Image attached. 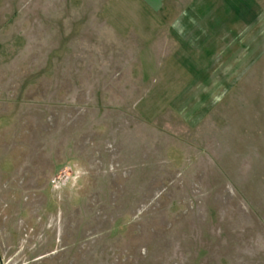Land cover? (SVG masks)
I'll list each match as a JSON object with an SVG mask.
<instances>
[{"label":"rangeland","instance_id":"obj_1","mask_svg":"<svg viewBox=\"0 0 264 264\" xmlns=\"http://www.w3.org/2000/svg\"><path fill=\"white\" fill-rule=\"evenodd\" d=\"M183 7L0 0V264H264V10Z\"/></svg>","mask_w":264,"mask_h":264},{"label":"crops","instance_id":"obj_2","mask_svg":"<svg viewBox=\"0 0 264 264\" xmlns=\"http://www.w3.org/2000/svg\"><path fill=\"white\" fill-rule=\"evenodd\" d=\"M155 15L181 0H141ZM183 15L171 29L183 43L193 48H216L225 32H237L244 25L255 23L264 7L258 0H183ZM188 46V47H189Z\"/></svg>","mask_w":264,"mask_h":264}]
</instances>
